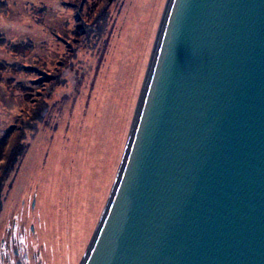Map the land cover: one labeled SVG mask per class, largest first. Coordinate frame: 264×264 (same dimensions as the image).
<instances>
[{"label":"water","instance_id":"1","mask_svg":"<svg viewBox=\"0 0 264 264\" xmlns=\"http://www.w3.org/2000/svg\"><path fill=\"white\" fill-rule=\"evenodd\" d=\"M70 264H264V0H143L86 141Z\"/></svg>","mask_w":264,"mask_h":264},{"label":"rangeland","instance_id":"2","mask_svg":"<svg viewBox=\"0 0 264 264\" xmlns=\"http://www.w3.org/2000/svg\"><path fill=\"white\" fill-rule=\"evenodd\" d=\"M80 1L0 0V149L13 131L24 148L0 179V264H70L80 236L86 141L143 0Z\"/></svg>","mask_w":264,"mask_h":264},{"label":"trees","instance_id":"3","mask_svg":"<svg viewBox=\"0 0 264 264\" xmlns=\"http://www.w3.org/2000/svg\"><path fill=\"white\" fill-rule=\"evenodd\" d=\"M82 1L83 0L80 1L81 4H82ZM110 1L111 0H105L106 5ZM81 4L79 5V8L77 9L78 12L75 13V16H74V18L77 20V21H75L76 22L75 27L77 30L76 32H77V35H80V34L84 35V32H85L86 36H88V35L91 36L92 32L94 33V31L98 28V25L94 24L92 26V28L88 25V23L83 18L84 16L80 14ZM95 5H96V3H94L92 5L91 9H93V6H95ZM79 20L84 21V23H83L84 29L81 27V23ZM77 40H80V39L73 40L72 42L77 41ZM51 93H52V88L49 90V93L46 95V97H50ZM40 97L41 96L38 94L36 99L33 101V104L31 105L30 110H27V113L30 112L31 110L34 111L33 115L31 116V119L33 121L40 117L41 110H44V108H45L44 105H45L47 98H43V100H42ZM10 129L5 133V135H4V136H6L5 138L8 137L7 135L10 132ZM13 132H12V134H10V137H8L6 144L2 147V149H0V161H2L0 166L3 169L0 171V173H2L0 179H3L4 177L7 176V173L10 170L9 168L13 165V162H15L17 160V158L24 153V148H22V146L20 144V142L22 141V140H20L21 139L20 134L15 137ZM16 133H20V128L16 129ZM0 209H1V205H0Z\"/></svg>","mask_w":264,"mask_h":264},{"label":"flooded vegetation","instance_id":"4","mask_svg":"<svg viewBox=\"0 0 264 264\" xmlns=\"http://www.w3.org/2000/svg\"><path fill=\"white\" fill-rule=\"evenodd\" d=\"M17 254H18V251H17L15 254H13V255H17ZM2 257H3V256H2ZM15 263H18V262H17V259L15 260Z\"/></svg>","mask_w":264,"mask_h":264}]
</instances>
